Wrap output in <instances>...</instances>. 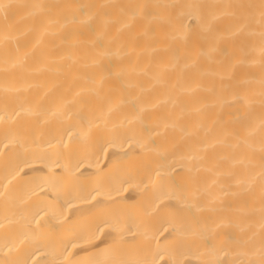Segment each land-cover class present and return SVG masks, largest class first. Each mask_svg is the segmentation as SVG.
Wrapping results in <instances>:
<instances>
[{"label":"bare ground","instance_id":"obj_1","mask_svg":"<svg viewBox=\"0 0 264 264\" xmlns=\"http://www.w3.org/2000/svg\"><path fill=\"white\" fill-rule=\"evenodd\" d=\"M0 264H264V0H0Z\"/></svg>","mask_w":264,"mask_h":264}]
</instances>
